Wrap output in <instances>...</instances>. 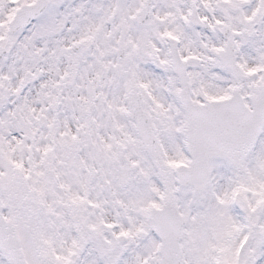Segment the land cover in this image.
I'll use <instances>...</instances> for the list:
<instances>
[{
  "label": "snow or ice",
  "instance_id": "obj_1",
  "mask_svg": "<svg viewBox=\"0 0 264 264\" xmlns=\"http://www.w3.org/2000/svg\"><path fill=\"white\" fill-rule=\"evenodd\" d=\"M0 264H264V0H0Z\"/></svg>",
  "mask_w": 264,
  "mask_h": 264
}]
</instances>
